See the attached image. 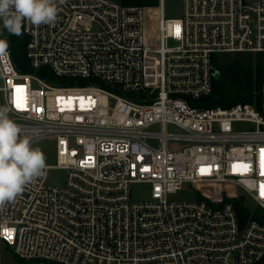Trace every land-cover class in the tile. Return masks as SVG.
Listing matches in <instances>:
<instances>
[{"label":"built area","instance_id":"2783aa9c","mask_svg":"<svg viewBox=\"0 0 264 264\" xmlns=\"http://www.w3.org/2000/svg\"><path fill=\"white\" fill-rule=\"evenodd\" d=\"M57 7L54 24L25 23L27 57L90 84L51 83L0 53V107L57 154L0 204V264L5 250L21 264L260 263L264 212L241 220L232 200L264 211V117L250 104L192 102L212 92L218 55L264 53V0H183L181 18H166L164 0ZM53 168L67 172L63 185H46ZM136 183L151 186L149 201H132ZM188 186L195 201L170 199Z\"/></svg>","mask_w":264,"mask_h":264},{"label":"clouds","instance_id":"9594fccd","mask_svg":"<svg viewBox=\"0 0 264 264\" xmlns=\"http://www.w3.org/2000/svg\"><path fill=\"white\" fill-rule=\"evenodd\" d=\"M57 17V0H0V25L11 35L22 36L26 22L52 25ZM7 48L8 41L0 39V53ZM9 111L7 106L0 107V204L15 200L47 168L43 151L32 147V137L22 134Z\"/></svg>","mask_w":264,"mask_h":264},{"label":"trees","instance_id":"16d2710c","mask_svg":"<svg viewBox=\"0 0 264 264\" xmlns=\"http://www.w3.org/2000/svg\"><path fill=\"white\" fill-rule=\"evenodd\" d=\"M124 5L157 7L160 0H119ZM22 36L9 34L0 25V39L8 41L17 69L22 73H36L54 84H62L46 67L34 69L27 57L28 37L22 29ZM214 67L220 72L213 78L212 92L196 101L193 105L202 108H230L237 104H250L264 117V53H237L233 60L223 65L217 59ZM109 89V88H108ZM241 220L249 216L244 207L243 199L232 200ZM258 264H264V258Z\"/></svg>","mask_w":264,"mask_h":264},{"label":"rangeland","instance_id":"374dc122","mask_svg":"<svg viewBox=\"0 0 264 264\" xmlns=\"http://www.w3.org/2000/svg\"><path fill=\"white\" fill-rule=\"evenodd\" d=\"M119 1V0H116ZM165 16L166 18H181L183 15V0H164ZM235 54H220L217 56L219 63L223 65L229 64ZM63 85L69 86H86L90 82L87 80H61ZM167 131L172 134H179L180 129L174 126H168ZM32 147H39L46 158V165H56L57 154H56V142L55 140L44 137L32 140ZM67 172L63 169L53 168L48 172L46 185L48 186H61L66 182ZM211 187V188H209ZM201 186L195 187L194 189H201L203 192L216 194V186ZM227 189H234V187L226 186ZM231 191V190H230ZM240 192V191H239ZM151 198V186L146 183H136L131 187V199L134 202H146ZM197 198V192L192 190V186H188L183 191L170 196L171 200L175 201H195ZM244 207L257 214H262L264 211L255 204V202L249 197L244 199ZM2 264H21L20 260L15 257L10 250H5L3 253Z\"/></svg>","mask_w":264,"mask_h":264},{"label":"snow or ice","instance_id":"6c2138e0","mask_svg":"<svg viewBox=\"0 0 264 264\" xmlns=\"http://www.w3.org/2000/svg\"><path fill=\"white\" fill-rule=\"evenodd\" d=\"M17 107H19V104H17ZM262 153V169H264V150H261ZM262 175H264V171H262ZM260 195L261 197H264V184L260 186Z\"/></svg>","mask_w":264,"mask_h":264},{"label":"water","instance_id":"95a60500","mask_svg":"<svg viewBox=\"0 0 264 264\" xmlns=\"http://www.w3.org/2000/svg\"><path fill=\"white\" fill-rule=\"evenodd\" d=\"M220 75V72L218 70L215 69V72H214V77L215 78H218Z\"/></svg>","mask_w":264,"mask_h":264}]
</instances>
